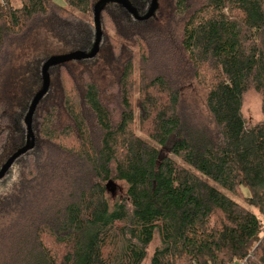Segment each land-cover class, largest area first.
<instances>
[{"label": "trees", "instance_id": "16d2710c", "mask_svg": "<svg viewBox=\"0 0 264 264\" xmlns=\"http://www.w3.org/2000/svg\"><path fill=\"white\" fill-rule=\"evenodd\" d=\"M99 1L0 0V171L26 145L25 117L43 84L48 58L29 63V54L49 39L76 38L91 52L87 19ZM127 1L141 16L152 2ZM172 2L185 20L181 39L164 31L157 12L139 22L109 4L102 30L112 20L118 40L103 33L96 58L50 69L33 118L36 146L0 180L4 264H264V0H205L195 9ZM103 53L104 85L99 77L109 75L95 69ZM186 66L207 88L203 127L181 114L174 75ZM250 90L262 100L254 124L243 116ZM114 181L127 194L112 205Z\"/></svg>", "mask_w": 264, "mask_h": 264}, {"label": "rangeland", "instance_id": "374dc122", "mask_svg": "<svg viewBox=\"0 0 264 264\" xmlns=\"http://www.w3.org/2000/svg\"><path fill=\"white\" fill-rule=\"evenodd\" d=\"M57 4L60 6H66L65 0H54ZM205 0H189V3L193 6L195 9L196 7H199L204 3ZM14 4L16 6L20 5V0H13ZM159 9L157 11V19H160V25L162 24V27L165 29L164 31L169 32V34L178 39L182 37L183 34V27L185 20L180 19L179 16L176 17L173 15V2L172 0H159ZM88 22H91L94 33V39L96 35V30L94 26V20L93 16H91L90 20L87 19ZM104 28V37L108 38L109 35L112 38L117 39V35H115L114 32V25L112 20H106ZM118 38L124 43V45H132L130 42L123 40L118 36ZM173 38V40H174ZM106 43V42H105ZM140 43V42H139ZM95 44V43H94ZM141 44V43H140ZM106 46V45H105ZM119 50V49H118ZM143 51L145 52V46ZM118 52V51H117ZM28 53V52H27ZM74 53H85L84 46L81 42V40L75 39L72 45H63L60 42L49 39L46 43H44L41 47L38 48V50L33 51L29 54V63H33L37 59H50L52 57H61L66 56ZM101 54L98 59L97 66L95 69L102 68L105 72L101 73V75L105 76L106 74L109 75L106 82H103L100 79V82L104 85L107 84L108 81L111 78V75L109 72H107V68L105 66V59L106 57ZM134 66H135V72H134V89L132 92L133 97V107H134V115H135V124L137 130L140 129L141 123V111L139 109V105L141 103L140 98V88H139V79H140V72L138 71L139 68V60H142V57H139L138 50L135 49L134 51ZM178 59V58H177ZM176 58H173L174 64L177 60ZM178 60H181V56ZM78 62V61H74ZM72 63V62H70ZM158 66V63L153 64V68ZM178 69L177 63L175 70ZM150 71V69H149ZM153 73V69L152 72ZM174 78H177L180 82V91H181V114L183 115L184 119L189 121L191 124L203 127L205 125H208L210 116L208 114V111L206 109V95H207V88L205 85H203L198 79L195 78V75L193 71L189 70L188 67H182L178 74L174 75ZM211 76L206 77L205 81L208 83V85L211 82ZM243 116L246 119V121L250 124L257 123L262 118V100L259 94H257L255 91L250 90L247 92V94L244 97V104H243ZM139 136H143V134L140 131H137ZM23 164L18 166L15 169L14 175H18L19 171L21 170ZM13 175V177H14ZM105 186V185H104ZM247 193V191H246ZM127 194V186L125 183L121 181H114L109 184V188L107 191V195L109 198V201L112 205H115L117 203L124 202L126 199ZM10 218L8 219V223L10 222ZM7 225H1L2 227H7ZM22 234L24 235V232L22 231ZM25 237V235H24ZM160 242L159 238L157 237L155 242L152 244V246L148 250L149 258L152 256L153 252L157 247H159ZM6 248H2L0 251V264H4V261L6 262L10 254L8 251H6Z\"/></svg>", "mask_w": 264, "mask_h": 264}, {"label": "water", "instance_id": "95a60500", "mask_svg": "<svg viewBox=\"0 0 264 264\" xmlns=\"http://www.w3.org/2000/svg\"><path fill=\"white\" fill-rule=\"evenodd\" d=\"M159 0H152L151 7L145 16L139 15L136 9L127 0H100L94 8V25L96 30L95 44L93 49L89 53H74L61 57H52L46 61L42 68V78L43 84L41 89L34 96L29 111L25 117V124L27 127V142L26 145L19 149L15 154L12 155L10 159L3 165L0 171V180H2L8 171L11 169L13 164L21 158L23 155L27 154L29 151L33 150L36 146V138L33 132V118L40 102L48 94L50 90V69L57 67L59 65L70 63L74 61H86L96 58L100 52V46L103 38V30L101 25V14L109 4H118L125 8L135 20L139 22H145L151 19L159 8Z\"/></svg>", "mask_w": 264, "mask_h": 264}]
</instances>
